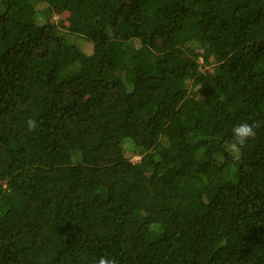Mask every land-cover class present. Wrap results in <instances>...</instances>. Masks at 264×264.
<instances>
[{"label": "trees", "instance_id": "16d2710c", "mask_svg": "<svg viewBox=\"0 0 264 264\" xmlns=\"http://www.w3.org/2000/svg\"><path fill=\"white\" fill-rule=\"evenodd\" d=\"M104 256L264 264V0H0V264Z\"/></svg>", "mask_w": 264, "mask_h": 264}, {"label": "clouds", "instance_id": "9594fccd", "mask_svg": "<svg viewBox=\"0 0 264 264\" xmlns=\"http://www.w3.org/2000/svg\"><path fill=\"white\" fill-rule=\"evenodd\" d=\"M26 127L29 132H33L38 128V121L35 119H28ZM259 124H250L247 122L241 123L232 129L233 139L227 146V151L233 156V159L239 160L242 154V149L256 138L257 128ZM98 264H118L115 258L104 256L99 258Z\"/></svg>", "mask_w": 264, "mask_h": 264}, {"label": "rangeland", "instance_id": "374dc122", "mask_svg": "<svg viewBox=\"0 0 264 264\" xmlns=\"http://www.w3.org/2000/svg\"><path fill=\"white\" fill-rule=\"evenodd\" d=\"M126 146H127V145H124V146H123L125 150L127 149ZM133 160H134L135 162H139V161L141 160V157L136 156V157H134Z\"/></svg>", "mask_w": 264, "mask_h": 264}]
</instances>
